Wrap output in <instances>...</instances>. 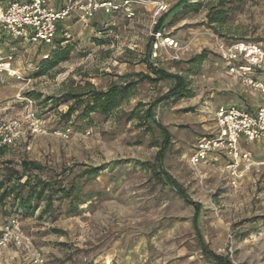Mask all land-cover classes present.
<instances>
[{"label":"rangeland","instance_id":"rangeland-1","mask_svg":"<svg viewBox=\"0 0 264 264\" xmlns=\"http://www.w3.org/2000/svg\"><path fill=\"white\" fill-rule=\"evenodd\" d=\"M11 1L0 0V5ZM155 1L168 6L160 29L179 44L178 60L161 48L152 58L148 44L153 22L165 13L153 19L150 6L138 8L130 20L99 13L87 25L72 18L60 22L58 38L65 40L62 46H70L68 60L40 77L34 74L47 46L0 37V57H11V72H0V122L24 110V93L58 97L71 84L85 82L105 90L110 83L137 80V73L153 77L148 64L179 75L189 94L160 103L147 122L137 117L172 88L173 81L139 83L126 104L106 118L91 114L89 121L62 122L58 114L66 111L65 105L52 108L35 102L49 132L69 129L70 136L27 138L2 150L0 177L6 167L19 171L22 161L35 162L41 169L30 176L74 186L82 197H91L73 213L67 212V199L54 200V220L38 218L42 207L31 216L19 215L24 236L41 252L44 264H212L197 244L193 208L170 185L157 183L155 155L163 135L156 124L170 134L163 167L200 205L197 225L208 250L231 264H264V165L244 172L232 185L224 155H210L198 167L201 177L189 163L198 140L214 134V109L227 97L217 88L222 70L216 45L244 41L264 47V0H185L181 5L180 0ZM221 8L223 23L210 25L207 14ZM198 55L202 57L196 59ZM135 108L136 117L127 121ZM241 149L255 164L264 163V138L241 144ZM97 167L103 168L97 177L83 175ZM15 215L0 216V228ZM11 252L18 254L19 264H29L27 255L12 247L0 256ZM8 260L17 264L16 258Z\"/></svg>","mask_w":264,"mask_h":264},{"label":"built area","instance_id":"built-area-1","mask_svg":"<svg viewBox=\"0 0 264 264\" xmlns=\"http://www.w3.org/2000/svg\"><path fill=\"white\" fill-rule=\"evenodd\" d=\"M50 1L14 0L5 6L0 5V37L6 36L32 45L52 46L58 24L71 18L81 25H87L99 13L130 20L135 18L137 9L141 7L150 6L153 19L168 11L166 4L155 0H62L58 7H54ZM62 35L66 39L70 37L67 30ZM150 35L153 39V59L157 57L159 48L171 50L172 59H179L181 48L174 39L163 36L160 31H153ZM216 54L226 64L229 74L258 92L260 105L254 113L236 107H217L213 113L214 134L198 140L189 163L196 176L201 177L198 167L206 163L210 155L222 154L228 159L226 169L232 177L231 184L235 185L244 172L264 165L255 164L251 154L241 149V144H251L264 138V82L256 79L257 74H264V47L244 41L230 44L219 42ZM47 56L43 54L41 58L46 59ZM10 61V56L0 57V72H11ZM23 102L22 112L0 122V150L15 148L27 138L49 135L62 140L69 138V129L49 132L37 114L33 100L24 98ZM19 215L11 217L0 228V252L12 247L26 254L29 264H44L41 252L33 249L29 238L24 236Z\"/></svg>","mask_w":264,"mask_h":264},{"label":"trees","instance_id":"trees-1","mask_svg":"<svg viewBox=\"0 0 264 264\" xmlns=\"http://www.w3.org/2000/svg\"><path fill=\"white\" fill-rule=\"evenodd\" d=\"M184 2L185 0H180L179 5L184 4ZM192 7L194 10L197 8L196 5ZM222 9L223 8L215 13L209 12L207 14L208 23L210 25L223 23L226 14ZM167 13L168 12L162 15L155 23L153 27L154 32H161L160 28ZM58 33L59 29L57 28V35L53 40L52 46H47L48 52L46 54H48V56L46 59H41L37 66L34 77L47 75L50 71L56 69L61 63L68 60L71 51L70 46H62L65 40H63V38H58ZM152 42L153 39L151 38L148 44V50H150ZM201 57L202 55H198L196 56V59H200ZM148 69L153 77L137 73L133 75L137 78V80L130 79L121 84L110 83L105 90L97 89L89 82H85L84 84H71L58 97H44L37 92L30 91L24 93L22 98L31 99L42 107L50 106L52 108H58L61 105H65L66 111L64 113L58 114L59 119L62 122H69L72 118L73 121H89L91 114H99L100 116L106 118L118 108H120L123 104H126L134 95L136 86L139 83L148 82L151 84H156L160 81H173V87L149 104L145 110H142V116L137 117L138 119L147 122L149 118H152L153 109L160 103L169 100L176 102L183 98L189 97L185 82L179 75L170 74L163 70L155 69L149 64ZM138 105L140 106V104ZM136 110L137 108L127 114V121H131L136 117ZM156 125L163 135V141L155 155L157 172H155L154 175L157 183L170 185L175 191L176 195L186 205L193 208L194 213L192 216V227L195 233L197 244L204 258L212 264H231L226 258L209 251L207 246L204 244L197 225V220L200 213V205L191 201L186 193L182 190L181 186L175 181V179L165 171L163 167V157L169 147L170 134L164 127L160 126L159 124ZM1 151L2 150H0V152ZM20 167L21 170L19 171L14 168L6 167L4 169L5 172L0 177V216L2 218L8 217L11 214L31 216L35 213V211H37V209H39V207H42L38 218L46 217L50 220H54L55 211L57 210V208L54 207V200L57 199L60 201L67 199V212L73 213L79 206L86 204L91 199L89 196L82 197L74 186H70L68 188L61 185L57 186V184H51L47 180L30 176V172L41 169L38 163L22 161ZM102 170V167L89 168L83 172V175L86 177L95 178Z\"/></svg>","mask_w":264,"mask_h":264},{"label":"crops","instance_id":"crops-1","mask_svg":"<svg viewBox=\"0 0 264 264\" xmlns=\"http://www.w3.org/2000/svg\"><path fill=\"white\" fill-rule=\"evenodd\" d=\"M61 1L62 0H51L50 2L54 7H58L61 4ZM96 19L97 15L92 20ZM217 59L221 64L222 70V72L219 73V81H217V88L220 91L225 92L227 97L222 99L219 104L216 105L215 109L219 106L236 107L245 112L254 113L260 105V96L258 92L247 87L239 79L229 74L227 72L226 64L218 56ZM256 79L264 82V74H257ZM5 254L6 253H4V255ZM9 258H16L17 264L20 263V261L18 260V254L16 252H11L10 254H6V256H0V264H7L10 261L8 260ZM13 262H15V260H13Z\"/></svg>","mask_w":264,"mask_h":264}]
</instances>
